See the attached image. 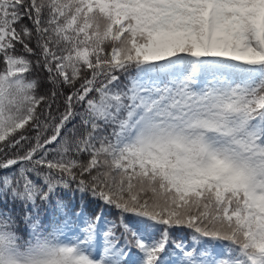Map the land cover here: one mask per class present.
I'll return each instance as SVG.
<instances>
[{
    "label": "snow or ice",
    "instance_id": "6c2138e0",
    "mask_svg": "<svg viewBox=\"0 0 264 264\" xmlns=\"http://www.w3.org/2000/svg\"><path fill=\"white\" fill-rule=\"evenodd\" d=\"M0 154V264H264V0H0Z\"/></svg>",
    "mask_w": 264,
    "mask_h": 264
},
{
    "label": "trees",
    "instance_id": "16d2710c",
    "mask_svg": "<svg viewBox=\"0 0 264 264\" xmlns=\"http://www.w3.org/2000/svg\"><path fill=\"white\" fill-rule=\"evenodd\" d=\"M24 23L28 24L30 23L28 20H25ZM17 49L18 52L17 54H21V55H26L28 56V54L24 53L22 50V46L17 45ZM29 59L33 60L34 62V66H33V70L32 72L29 74L28 78L29 79H37L39 80L40 78L45 77V83H46V87L44 90H42L41 92H39L40 95H45V96H51V92L53 91L52 85L48 83L47 77L48 74L47 72L43 69V68H37L35 67V60L36 57L35 56H28ZM37 70V76L33 77L34 73H36ZM126 82V77L121 76V80L120 83L124 84ZM77 87H79V84H77ZM58 91H62L63 95H58L54 101H52V107H51V115L58 117L60 113H62L65 110V105H64V98L65 96L68 94V92L71 91V89L69 88H63L61 90ZM57 99V104L55 107V101ZM47 110V105H44V107L40 110L42 113L45 112ZM83 109L80 106H77L76 111L77 112H81ZM43 118V117H42ZM58 122V120H57ZM73 125L77 126L78 129V134H81L83 132V128L80 126V117L76 116L68 125L67 128L64 130L65 132H68L69 129L73 128ZM52 134L51 130H49L47 133H45L44 138L46 139L48 136H50ZM64 133L62 132V135ZM25 135H28L30 137H34L35 136V131L34 130H29L28 132L25 133ZM69 135H71V133H69ZM35 141L33 140L32 143H34ZM50 147L55 148L56 145L53 144ZM26 150V148H25ZM15 150H12L8 153L9 157H12L13 155H15ZM20 154H23V151H21ZM3 159V154H0V160ZM83 159H87L86 156L83 157ZM18 167V166H17ZM0 174H3L2 172H0ZM74 187V186H73ZM71 198V193L68 194L67 197H65V199H70ZM87 204V207L85 208V212L88 214H99L102 218L100 220V222L102 224H104L105 220H116V218L118 217V213L116 212L115 209L103 204V202L100 201H91L90 198H85L84 201ZM76 205H77V210L80 209L81 206V200L79 198V194H77V198H76ZM117 234H119V231H117ZM173 235H176V233L174 232Z\"/></svg>",
    "mask_w": 264,
    "mask_h": 264
},
{
    "label": "rangeland",
    "instance_id": "374dc122",
    "mask_svg": "<svg viewBox=\"0 0 264 264\" xmlns=\"http://www.w3.org/2000/svg\"><path fill=\"white\" fill-rule=\"evenodd\" d=\"M37 70H36V73H34L33 75V77H36L37 76ZM38 81H40V88H39V92H41L42 90H44L45 89V87H46V83H45V77H43V78H40ZM56 104H57V99H56V101H55V107H56ZM101 226H103V224L101 223Z\"/></svg>",
    "mask_w": 264,
    "mask_h": 264
}]
</instances>
